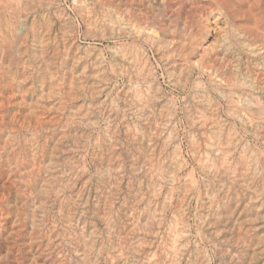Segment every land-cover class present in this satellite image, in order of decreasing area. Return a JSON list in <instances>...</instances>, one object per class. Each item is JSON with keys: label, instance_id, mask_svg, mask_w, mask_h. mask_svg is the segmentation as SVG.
<instances>
[{"label": "rangeland", "instance_id": "374dc122", "mask_svg": "<svg viewBox=\"0 0 264 264\" xmlns=\"http://www.w3.org/2000/svg\"><path fill=\"white\" fill-rule=\"evenodd\" d=\"M199 1L0 0V264H264V0Z\"/></svg>", "mask_w": 264, "mask_h": 264}, {"label": "bare ground", "instance_id": "6f19581e", "mask_svg": "<svg viewBox=\"0 0 264 264\" xmlns=\"http://www.w3.org/2000/svg\"><path fill=\"white\" fill-rule=\"evenodd\" d=\"M199 0H196V2H198ZM200 1H208L209 2V4L211 3L212 5H215L216 7H215V9L217 8L218 10H219V12H221V11H225L226 12V14L230 17L231 16V19L232 18H234L233 16H237V14H238V17H239V14L240 15H242V16H245V14H247L248 16H249V14L248 13H246V12H243L244 14H242V13H240V11H239V9L237 8V7H235L233 4H231L230 5V3H229V0H200ZM200 1H199V3H200ZM236 2H238V3H240V6L244 3V1L245 0H235ZM234 1V2H235ZM162 2V1H161ZM195 2V0H163V3H162V6L166 9V10H168V11H170V12H172L173 14H175V16H179V14H180V12H181V10H182V8H183V6L186 4V3H188V4H186L187 6L189 5H192V8H193V6L195 5H193L192 3H194ZM208 2H206V3H208ZM231 2H233V1H231ZM233 2V3H234ZM254 2V1H253ZM258 2H259V0H256V3L258 4ZM203 3V2H202ZM204 4V3H203ZM236 4V3H235ZM202 4H200V6H201ZM239 5V4H238ZM254 5H255V3H254ZM228 6H230L229 7V10L227 9L228 8ZM240 6H238V7H240ZM123 7V6H122ZM213 7V6H212ZM253 7V6H252ZM163 8V9H164ZM194 8H195V6H194ZM194 8H193V10H194ZM183 9H185V8H183ZM188 9V8H187ZM186 9V10H187ZM196 9V8H195ZM216 9V10H217ZM255 9V8H254ZM263 9V8H262ZM190 10H191V8H190ZM167 11V12H168ZM185 11V10H184ZM162 12H164V10L162 11ZM183 12V11H182ZM181 12V13H182ZM201 12V11H200ZM166 13V12H165ZM190 13V12H189ZM188 13V14H189ZM256 13V12H255ZM128 14V13H127ZM171 14V13H170ZM192 14V13H191ZM225 14V15H226ZM162 15H164L163 13H162ZM161 15V16H162ZM169 15V14H168ZM182 15H183V13H182ZM246 15V16H247ZM143 16V15H142ZM142 16H141V18H142ZM171 16V15H170ZM181 16V15H180ZM185 16V15H184ZM183 16V17H184ZM188 16V15H187ZM218 16L220 17V14L218 13ZM132 17V16H131ZM145 17V16H144ZM173 17V16H172ZM241 17V16H240ZM253 17V16H252ZM171 18V17H170ZM177 19L179 18V17H176ZM175 18V19H176ZM182 18V17H181ZM185 18V17H184ZM190 18V17H189ZM218 17H216V18H214V19H217ZM144 19V18H143ZM173 19V18H172ZM183 19V18H182ZM222 19V18H221ZM220 19V20H221ZM236 19H238V18H236ZM246 19V18H245ZM252 19V18H251ZM145 20V19H144ZM153 20V19H152ZM187 20H189V19H187ZM235 20V19H234ZM241 20V19H240ZM240 20H238V21H240ZM247 20H248V17H247ZM185 21V20H184ZM222 21V20H221ZM221 21H219V22H221ZM225 21V20H224ZM252 21V20H251ZM145 22V21H144ZM155 22V21H154ZM159 22V21H158ZM234 22V21H233ZM243 22V21H242ZM257 22V21H256ZM132 23V22H131ZM150 24H152L151 22H149ZM160 24H162L161 23V21L159 22ZM251 23V22H250ZM164 24V23H163ZM170 24V23H169ZM179 24V23H178ZM245 24V23H244ZM154 25H156V24H154ZM186 25V24H185ZM184 25V26H185ZM237 25V24H236ZM163 26V25H162ZM161 26V27H162ZM204 26V25H203ZM241 26V25H240ZM218 27V26H217ZM257 27V26H256ZM242 28V27H241ZM150 29V28H149ZM170 29H171V27H170ZM175 29V28H174ZM189 29V28H188ZM239 29V28H238ZM247 30H248V32H249V34L251 35V34H253V35H255L256 33H257V31H256V29L255 28H250V27H247L246 28ZM173 30V29H172ZM153 31V30H152ZM242 31H243V29H242ZM246 31V30H245ZM188 32V31H187ZM187 32H185V33H187ZM169 33V32H168ZM183 33V32H182ZM247 33V32H246ZM245 33V34H246ZM162 34V33H161ZM157 35V34H156ZM252 35V36H253ZM259 35V34H258ZM174 36H176V35H174ZM194 36V35H193ZM251 36V37H252ZM173 37V36H172ZM183 37V36H182ZM187 36H185V38H186ZM257 37V36H256ZM169 38H170V36H169ZM168 38V39H169ZM176 38V37H175ZM184 38V39H185ZM190 38V37H189ZM174 39V38H173ZM191 39V38H190ZM189 40V39H188ZM175 41V40H174ZM171 42H173V41H171ZM170 42V43H171ZM168 43V42H167ZM174 46V45H173ZM192 46V45H191ZM256 75V74H255ZM258 75V74H257Z\"/></svg>", "mask_w": 264, "mask_h": 264}]
</instances>
